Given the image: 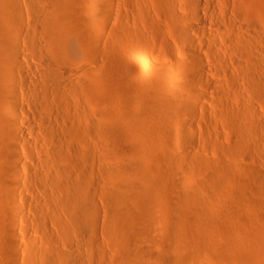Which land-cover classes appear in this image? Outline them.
Returning a JSON list of instances; mask_svg holds the SVG:
<instances>
[{"label":"bare ground","instance_id":"obj_1","mask_svg":"<svg viewBox=\"0 0 264 264\" xmlns=\"http://www.w3.org/2000/svg\"><path fill=\"white\" fill-rule=\"evenodd\" d=\"M2 3L0 6H3ZM155 3L172 15L173 11L175 13L180 9L177 8V0H6V18L12 22L13 37L10 33V36L6 35L3 46H0V264H224V257L227 259L226 264H264V172L251 168V172L247 173L249 175H244L248 177L245 179L247 186L245 184L244 191L239 189L241 192H236L228 199L227 208L236 214L237 221L240 218L242 220L233 233L226 255L222 256L215 250L217 245L213 250V245L210 248L214 253L210 254L211 250L206 251L207 254L203 253L199 259L191 260L189 249L197 251L198 248L194 245H190L189 249L185 247L179 236L181 231L178 233L175 227H170L169 222L164 221L163 216L166 213L162 215L159 209L163 205L161 201L166 198L175 202L171 195L172 186H169L168 165L176 160V155L161 161L159 155L156 157L158 159L149 158L143 148L125 144L127 137L123 132V122L126 121L120 122L122 119L112 110L114 107L111 106V109L107 102L103 103L105 99L101 98L102 95L99 96L100 91L95 90L98 87L95 85L96 79H99L98 76L102 79L104 72H98L93 64L81 59L82 54L92 46L98 48L102 42L108 40L111 46L109 48H112L110 53L119 57L116 59H120V63H111L112 73L107 70L106 74L112 76L107 77L124 81V84L127 81V85L131 84L138 89L150 84L155 86L156 95L152 97L156 105L161 109L164 107L163 110L176 105V110L179 111V103L176 104L179 98L190 115L197 112L196 102L205 97L203 89L207 90L212 86L205 72L208 67H205L206 60L198 53V41L194 36L199 33L197 24L203 21L198 9L202 0L187 2V7L192 10L188 19L178 12V17H173L175 25L171 28L191 50L190 58L187 55L190 61H181L178 72L174 75L168 68V74L158 72L159 64L150 57L152 46L150 48L148 38L134 33L131 27L129 29L123 24L128 21L130 23L131 18H143L149 22L148 26L152 25L147 30L155 25V40L157 37L158 45L168 50L170 42L166 32L170 31H165V26L161 30V26L159 28L153 24L157 19L153 17L154 9L151 10V7H156L155 11L160 7ZM179 5L181 7L182 3ZM132 8H137L138 12ZM137 13L138 16H135ZM248 20L246 25L240 23L235 26L238 33L235 32L238 35L235 39L238 41L231 54L224 51L220 44H211L224 55V61L214 58L212 64L223 74L231 68H238L242 75L247 76L248 81V78L253 81H249L251 85L248 83L253 90L259 86L260 90L256 88L261 93L256 89L255 92L264 97V78L259 75L264 74V40H259L262 36L259 33L264 34V31L257 28L253 18ZM145 22L140 26H145ZM16 26H19L20 31L16 30ZM143 28L141 27L142 30ZM216 28L217 32H223L221 25ZM133 29L136 30L135 27ZM156 29H152V32ZM20 32L22 37L18 35ZM106 35H109L108 38ZM130 38L132 45L127 44ZM123 44L126 45L125 49H122ZM254 47V51L259 48L261 53L255 55L252 50ZM24 56L25 62L22 61ZM31 57L39 61L38 66L29 64L28 58ZM151 66L157 67V71L152 70ZM257 67L262 70L258 72ZM27 74L33 75L35 80L29 82L24 78L22 82L18 81L19 76ZM220 76L222 77L221 74ZM258 76L263 80L258 79ZM238 92L240 95V90ZM220 95L218 96L221 97ZM242 96L238 109L233 103L238 110H235L236 123L234 121L239 129L236 135L240 134L244 140H252L249 138L255 135V142L252 143L263 144L264 108L249 103V98ZM22 100H29L34 111L25 112L20 104ZM245 100L249 104H245ZM169 112L171 115L172 110ZM228 112L229 115L230 111ZM168 116L165 118L168 119ZM173 124L174 122L171 125ZM26 127L29 128V133ZM182 128L189 129L188 123L184 122ZM247 147L251 149L250 143ZM250 156L256 160L254 151H250ZM196 186H193L194 191L190 188L194 199L188 193L193 203H199V197H204L202 191L205 188L200 191ZM31 197L39 204L34 208L33 219L27 216L25 207L34 202L31 203ZM179 199L178 197L177 201ZM177 201L175 204L173 202L175 207ZM197 210L195 212L198 213ZM171 218L174 221V217ZM233 219L236 223L235 218ZM20 227L27 238L24 237L27 240L25 247L19 243L17 229ZM225 241L229 242V239Z\"/></svg>","mask_w":264,"mask_h":264},{"label":"rangeland","instance_id":"obj_2","mask_svg":"<svg viewBox=\"0 0 264 264\" xmlns=\"http://www.w3.org/2000/svg\"><path fill=\"white\" fill-rule=\"evenodd\" d=\"M188 1L189 0H177V8L178 9L180 8V9L177 10L175 13L173 11L172 12L173 15L171 14L170 11H168L166 9H165L166 11L162 10V7L159 4L158 5L160 7H158V5H156L157 3H155V5L160 9V10H158V8L156 9V11L158 10V12L155 11L156 7H153V8L151 7V10L154 9V15L155 16H153V17H156L155 19H157V21L159 22V23L157 21H156V23H155V21L153 22V20H155L153 18V20H152L153 24L158 25L159 28L161 26V28H160L161 30H163L166 27L165 31L166 30L170 31V33L166 32L167 34H169V35H167V39L170 42V47L168 48V50L167 49L165 50V48H163L162 45H160V44L158 45L157 42L159 40L157 37L155 40V36H156V32H157V29L154 27L155 25H153L152 29H156V30H153V32H152V29L147 30V29H149L150 25L148 26L149 22L146 20H145L146 21L145 22L143 20V18H139V17H137V19L131 18V19H129L130 23H129V21H128V23H123L124 22L123 19H122L123 21H121L123 24H126L128 26V28L131 27L132 31L134 33H138V35L141 34L142 36H145L144 37L145 39L148 38L147 41L150 43V48L152 46V49L149 51L151 60H153L155 63L157 61L156 64H159V67H160V68L159 67L158 68L165 70L164 71V70L158 69V72L163 71L162 73L168 74V71H171L174 75V73L176 74L178 72L180 63H182V62L187 63L190 61V59H189L190 53L189 52H191V50L181 40V38L176 36V34L174 33L175 32L174 29H172V28H174V25H175V22H173V19L178 17V15L176 16L177 12L179 14L183 13V16H185L184 17L185 19L186 18L188 19V17L190 16V14H191L190 11H192V10H190V8L187 7ZM2 2H3V0L0 1V3H2ZM5 3H6V0H4V2L2 3L3 6H0V32H1L0 33V38H1L0 39V46H3V43L6 40V35L10 36V34H11V36L13 37V34L11 32L12 31V22L9 21L8 18H6V4ZM181 3H182V5H181L182 8L180 7V5L178 6V4H181ZM177 8H175V9H177ZM136 9L134 8L133 10L135 11ZM183 9H185V11L182 12ZM198 9H199V13H200L203 21H201V23L199 22L197 24L198 28H199V33H196L194 36H195L196 40L198 41L197 42L198 44L196 45L198 48V51H199L198 53L199 54L201 53L202 55L201 54L200 55L206 60L205 67H207V66L208 67L206 68L205 72H207L206 74H207L208 80H210V82H212V86H211V83H209L211 88H208L209 90L203 89V92L205 93V97L202 100H199V102L198 101L196 102V105L198 104L197 105L198 111L193 113L192 115H190L191 113L186 111V109L184 108L185 105L184 104L182 105V102L179 101V98L176 100L177 103L176 102L175 103L176 104L179 103V105L177 106V109L180 112L176 110V107H175L176 105H174V102H173L174 106H172V107L170 106L169 108L165 107L166 108L165 110H163L164 107H162V109H161L160 106L156 105L155 100L152 97V96H154V94L156 95V92H154V91H156V87L151 85V84L149 86L146 85V86L142 87V89L141 88L138 89L136 87L134 88V86L132 87L131 84L127 85L128 84L127 81H125V84H124V81L122 82V81H119L118 79H116L117 80L116 81L115 79H112L111 77H107L108 75H111V74H106L107 70H108V73H110V72L112 73L111 63L112 62H113L112 64L118 63V62L120 63V59H116L119 57L114 56L112 53H110L112 48H109L111 46H109L108 40L106 42H102L98 48L96 46H92L89 50H87L81 56L82 60L93 64V66L98 70V72L99 71H101L100 73L104 72L103 73L104 78L102 77V79H101L99 76L97 77L99 79H96L97 83L95 85H97L98 87L96 86L97 89H95V90L97 92L100 91L101 94L99 93V96H101V95L104 96V97L101 96L102 99H105V100H103L104 101L103 103L106 104V102H107L109 105V108H111V109L114 107V109H112V110L113 111L115 110L118 117L119 118L121 117V119H122V120L120 119L121 121L120 120L119 121L120 122H122L124 120L126 121L125 122L126 125L123 122L124 127H125L123 132L125 133L124 135L127 137L126 138L127 143L125 142V144L127 146H137V147L139 146L140 148H143L144 151L146 152V155L149 158H153V157L156 158L159 155V159L161 157V159H160L161 161L162 160L163 161L168 160L169 158H171V156L175 157V155H176V157H175L176 160L172 161V163H170L168 165V167L170 169V170L168 169V171H169L168 175L170 178L169 179L170 180L169 186H172L171 187V193H172L171 195H172V197H174L175 202L177 201L178 197L180 199L177 201L178 204L176 203V207H175V205H174L175 202L169 201L170 198L169 199L166 198V199L161 201V204H163V205L159 206V209H160V212L162 213V215H164L166 213L165 214L166 216H163L164 221L166 223L169 222L168 225H170V227H175V229L177 231H179L178 233H180V231H181L179 236L181 237V240H183V242L185 243V247H187L189 249L190 245H194V246H196V248H198V250H197L198 252L189 249L190 250L189 251L190 252L189 257L191 256L190 257L191 260H197V258L199 259L200 257H202L203 253L207 254V252H209L210 250H211L209 252L210 254L214 253L213 250L215 249L216 245H217V247L215 250L218 253L222 254V256L226 255L227 251H229V248H230L231 238L234 235L233 233L235 232V229H237L238 225L241 223V220H242L240 218V220L238 219L239 221H237L236 214H233L232 211H230L227 208L228 206H226V205L229 202V200L236 194V192L237 193L241 192V191H239V189L244 191V189H245L244 186L247 183V180L245 181V179L248 178L245 176L249 175L247 173L251 172V168H252V170L256 169V170H259L261 172H264V143L263 144L262 143L261 144L252 143V142H255V139H256L255 135H253V138H249L252 140H248V138L245 140L242 139L240 134L236 135V133H239V129L235 125V123H236V114L235 113H237L236 111H238V110H236V108L238 109L239 105H241V103L240 104H238V103H239V100H242V98H243L242 95H246L245 96V98L247 97L246 99L249 98L248 99V100H250L249 103H253L254 105H259L260 107L264 108V97L261 94H259V93H261V92H259L260 88H258L259 86L252 84V86H254V87L256 86L259 89L258 90L255 87L256 91L259 93L255 92V89L253 90L252 87L250 86L251 83H253V81L250 78H248L249 81H251V83H250L246 79L247 76L242 75L241 70H238V68H231L230 70L226 71L225 74H223L222 71L219 70V68L213 66V64H212L214 58H216L219 61H224L223 53L220 52V50L214 49L212 47L213 43L220 44L224 51L227 50L228 53L230 52V54H231V52L234 50L232 48H235V46H237L238 40L235 39V36L238 33L236 32L237 31L236 27H237V25H240V23H243L242 25H244V24L246 25L247 22H249L248 18H250V19L253 18V21H255L256 25H258L257 28L259 27L258 28L259 30L261 28V31L262 32L264 31V0H202L201 6ZM161 10H162V12H161ZM179 11H181V12H179ZM135 12H138V9ZM232 13H236L238 15L233 16ZM165 14H168V15H165ZM135 16H138V13L135 14ZM245 18H247V19H245ZM132 20H134V21H132ZM136 20L139 22H135ZM140 21H141V23H140ZM194 21L195 20H193V22ZM144 22L147 25L144 24L145 26H140V25H143ZM218 23H220V24H218ZM132 25L136 28L137 32H136V30L133 29L134 27ZM137 25H138V27L140 26L139 27L140 30L137 27ZM217 25L222 26V29H223L222 33L217 32V30H216ZM146 26H148V28ZM16 27H17L16 30L20 31V28H18L19 26H16ZM141 27L142 28L144 27L143 30L145 31V33L141 29ZM162 27H164V28L162 29ZM131 28H129V29H131ZM7 30H8V32H7ZM235 32L237 34H235ZM21 33L22 32H20L18 34L19 37H22L23 34H21ZM259 34H261L262 36L259 37L260 36ZM259 34H257L258 37L260 38V39L259 38L258 39L264 40V38H263L264 34L261 32ZM1 35H3V36H1ZM108 36L106 35L105 37L108 38ZM253 37H251V39H254ZM4 38H5V40H4ZM129 41L130 42H128L127 44L129 45V43H131V45H132L133 44L132 38H130ZM253 41H256V39H254ZM240 44H242V43H240ZM121 46H123V48L121 47L122 49H125L124 47L126 45L124 46V44H123ZM138 49H141V48L138 47ZM253 49L255 50V47L252 48V50ZM258 49L259 48H257V50ZM26 50L28 51V49H26ZM254 50H253V52L256 53L255 55L261 53L260 50H258V51L256 50L257 52ZM258 52H260V53H258ZM28 53H30V52H28ZM168 54H169V56H168ZM187 55L189 56V58ZM97 56H98V58H97ZM112 56L114 57L113 58L114 60L112 59ZM178 59L180 62L178 61ZM181 59H183V60H181ZM22 61L25 62V56L23 57ZM28 62L30 65H32V64L35 66L39 65V63H38L39 61L34 59L33 57H31L30 59L28 58ZM174 63H176V64H174ZM160 64L164 65V67L161 66ZM74 65L76 66V63H74ZM107 65H108V67H107ZM260 65H261V63L258 65V67H260ZM262 67L263 66H261V68ZM151 68H152V70L155 69V71H157V69H156L157 67L155 68V67L151 66ZM166 68H168V71L166 70ZM261 68L260 69L258 68V72H260L262 70ZM109 70H110V72H109ZM173 70L175 72H173ZM120 71L122 72V70H120ZM171 72H169V73L172 74ZM239 72L241 75L239 74ZM220 74L222 75V77L220 76ZM259 75L262 76V78H264V76H263L264 74L262 75V73H261ZM243 76H245V78ZM24 78H26L29 82H32L35 80L33 75L27 74V75L19 76L18 81L22 82V80ZM105 78H108L110 80H107ZM259 78H261V77L258 76V79ZM111 79L114 80L115 83L112 82ZM96 80H95V82H96ZM262 80L261 81L259 80L260 83L262 82ZM118 81L120 84L117 83ZM110 83H112V84H110ZM248 83H250V85ZM263 83H264V80H263L262 84ZM113 84H116V85L114 86ZM226 84H227V86H226ZM112 85L114 87H111ZM122 85H123V87H122ZM130 85H131V87H130ZM116 86H119V87L116 88ZM263 88H264V86H263ZM179 89L182 90L181 87H179ZM20 90H21V87H20ZM142 90L143 91L145 90V91L143 92ZM239 90H240V95L242 96V98L239 95V92H238ZM222 92H223V95H222ZM218 95H220L221 97H219ZM222 97H223V99H222ZM227 98H229V99H227ZM234 100H237V101H234ZM248 100H245L246 101L245 104H249ZM144 102H146V104ZM149 102H152L153 104L149 103ZM220 102H221V104H220ZM229 102H232V103H229ZM235 102H236V104H235ZM233 103H234V106L236 108L233 106ZM20 104L23 107L25 112L31 113L34 111V106L31 104V102H29V100H22V102H20ZM105 104H103V105H105ZM222 105H224V106H222ZM111 106H113V107H111ZM106 107L108 108V106H106ZM106 107H104V108H106ZM158 107H159V109H158ZM108 109H105V110H108ZM170 109L172 110L171 115L169 112V111H171ZM228 109H230V110H228ZM165 111H166V113H165ZM228 111H230L229 115H228V113H229ZM231 111H233L232 112L233 114L231 113ZM165 114H166V116L169 115L168 119L165 118L166 117V116H164ZM172 114H174V115H172ZM171 117H172V120H170ZM133 118H135V120ZM164 118H165V120H164ZM6 120H7V118H6ZM127 120H128V122H127ZM166 120L171 121L172 123L174 122V124L171 125L172 123L171 122L168 123V121L166 122ZM234 121H235V123H234ZM184 122L188 123L189 129L188 128L187 129L182 128V124ZM229 124H231V125H229ZM136 125H138V126H136ZM166 125H168V126H166ZM128 126H129V128H126ZM171 126H173V127H171ZM234 127H236V128H234ZM125 129L126 130L128 129V131H126ZM26 131H27V133H29L28 127H26ZM238 135H239V137H238ZM240 139H242V140H240ZM242 141H244V142L242 143ZM134 143L137 145H134ZM249 143H250L251 149H249L247 147V144H249ZM152 147L153 148L155 147L154 150L151 149ZM251 150L254 151L257 155L255 161L250 156ZM21 151H22V154L25 155V152L23 150H21ZM177 154H179L181 156V158ZM156 159H158V158H156ZM180 160H182L181 164H180ZM194 170H195V173H194ZM172 171H173V174L171 173ZM170 173H171V176L173 175L172 177L170 176ZM216 177L217 178L221 177V178H219L221 180L217 179ZM209 178H211V179H209ZM173 179H175V180H173ZM173 182H175V183H173ZM174 184H175V187H173ZM192 184H193V186L200 185V187L196 186V188H199L200 191H202L201 188L202 189L205 188V190L202 191V193H203L202 196H204V197H201V198L199 197V200H198L199 203H201L200 205L198 202H197L198 203V205H197L196 201L194 203H193V201H191L195 197V196L194 197L192 196L193 192L191 194V190L194 191L193 189L195 188L192 186ZM203 184H205V185H203ZM206 184H208V185H206ZM222 184H224V185H222ZM246 186H247V184H246ZM221 187H223V189ZM190 188H191V190H190ZM215 188L216 189L218 188V189L216 190ZM236 188L238 191H236ZM224 189L226 190L227 193L225 192ZM218 190H219V192H218ZM163 191L164 190H162V192ZM222 191H223V193H222ZM212 192H213V194H212ZM188 193H190L191 196ZM224 193H225V195H224ZM184 195H186V196H184ZM221 195H223V196H221ZM189 196L191 198L193 197V199H189L190 198ZM229 196H230V198H228ZM206 197H208V198H206ZM180 200L181 201L183 200V202H180ZM205 201H207V202L210 201L211 205L208 204L209 202L207 203ZM173 202H174V204H173ZM189 202H190V204H189ZM221 202H223V203H221ZM31 203H32L31 205H26L25 207H26L27 216L30 217L31 219H33L35 216L34 215V208L36 206H38L39 204L32 197H31ZM171 204H173V206ZM206 205L208 207H206ZM170 206H172V207H170ZM181 206H183V207H181ZM199 206L201 208L198 209ZM173 207L175 210L171 209ZM212 208H214V209H212ZM201 209H202V211H201ZM209 209H210V211L208 212ZM173 210H174V212H173ZM196 210L198 211V213L195 212ZM206 210H207V213L205 212ZM5 211H6V207H5ZM171 215H173V216H171ZM233 215H235L233 218H235L236 223L233 222L234 219L231 218ZM168 217L172 221H170ZM171 217H174V221ZM0 219H1V215H0ZM219 220H220V222H219ZM179 221L182 224H180ZM170 223L174 224L175 226L174 225L171 226ZM177 223H179V224H177ZM223 223H224V225H223ZM234 223L236 225H234ZM176 225H178L180 227L177 226L178 227L177 228ZM231 225L233 227H230ZM181 227H183V228L181 229ZM226 227H228V228H226ZM231 228H233V229H231ZM179 229H181V230H179ZM31 230H32V228H31ZM17 231H18L17 233L19 234L20 245H22L23 247L27 246V244H26L27 240H25L26 237L23 234L22 228L20 227L19 229H17ZM228 233H230V234H228ZM220 236H222L223 238ZM228 239H229V242L225 241ZM205 241L206 242L209 241L210 243H208V242L206 243ZM222 242L224 245L222 244ZM216 243H218V244H216ZM213 245H214V248H212L213 249L212 250L210 248V246L213 247ZM3 246H4V248H6V244H4ZM219 246L221 248L224 247L223 248L224 250H221V248L219 249L218 248ZM216 251H215V253H216ZM250 253L253 254L252 251ZM0 254H2L1 251H0ZM226 261H227V259L224 257L223 263L226 264ZM92 264H96V263L92 262Z\"/></svg>","mask_w":264,"mask_h":264}]
</instances>
